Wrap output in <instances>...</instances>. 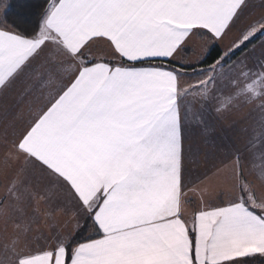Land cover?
Segmentation results:
<instances>
[{"label": "snow or ice", "instance_id": "snow-or-ice-1", "mask_svg": "<svg viewBox=\"0 0 264 264\" xmlns=\"http://www.w3.org/2000/svg\"><path fill=\"white\" fill-rule=\"evenodd\" d=\"M197 36L208 51L179 64ZM257 100L264 110V0L259 11L250 0H44L30 33L0 25V264L264 258V167L248 171L240 147L225 165L228 192L186 215L200 151L189 129L208 131L209 108L222 118ZM60 193L84 222L41 244L30 224L55 218Z\"/></svg>", "mask_w": 264, "mask_h": 264}, {"label": "rangeland", "instance_id": "rangeland-1", "mask_svg": "<svg viewBox=\"0 0 264 264\" xmlns=\"http://www.w3.org/2000/svg\"><path fill=\"white\" fill-rule=\"evenodd\" d=\"M251 4L255 11H259L260 1L252 2ZM259 41L260 39L258 42ZM207 45H209L207 42H204L201 47L196 45L193 56H191V61H186L182 64L188 66L202 59L208 49L206 47ZM256 55L260 56L259 51L256 52ZM192 75H194V73ZM206 115H211V119L208 121V131L205 133L203 128L193 129L192 131V141L199 145L200 151H198L192 158V162H188L190 183L194 184L198 182L199 179L203 178L208 172L217 167L219 168V171L217 176L213 178L210 184H208L207 191L202 192L200 189L203 185L200 184L194 187L193 191H188V206L192 209L199 205L202 196L203 198L214 202L217 198H223L221 194L227 193L229 190V169L227 171L224 170V167L221 169L222 165H220L219 162L205 163L203 160L204 152H209L208 158L214 159L216 157L218 160L221 159L224 161V159H226L229 161L228 158L233 154V145H235L236 147H240L248 157V171L258 174L260 169L264 167V110H262L259 101H255L252 104H245L238 110L228 114L226 117L218 118L211 108L208 109ZM215 118L219 120L220 124L219 128L216 129H214V124L216 123L214 120ZM3 127L4 124L0 129ZM211 174L209 176H211ZM2 195L3 188L1 186L0 196ZM52 206L58 207L60 210L51 222H46L45 218L37 215L30 224L32 229L31 235L34 238H40L41 244L46 243L43 237H47L51 231L55 230V232L64 235L76 230L77 218H79L81 224L84 222L77 210L63 193L56 196ZM186 215H191V212L186 210ZM5 240V234L0 231V244H3ZM255 259L260 258L257 257Z\"/></svg>", "mask_w": 264, "mask_h": 264}, {"label": "trees", "instance_id": "trees-1", "mask_svg": "<svg viewBox=\"0 0 264 264\" xmlns=\"http://www.w3.org/2000/svg\"><path fill=\"white\" fill-rule=\"evenodd\" d=\"M6 2L9 3L11 7L6 13L4 9L0 8V25L8 26L14 30L25 33H30L37 23L44 0H6ZM258 40L259 39H255L253 45H255ZM253 45H249L248 49H250ZM220 51L222 50L219 46L212 50V55L208 57V63H210ZM241 55L242 54H238V56L234 59L239 58ZM208 63L203 64V68L208 67ZM187 70L193 69L189 67ZM262 261H264V258L255 259L253 264H262Z\"/></svg>", "mask_w": 264, "mask_h": 264}, {"label": "crops", "instance_id": "crops-1", "mask_svg": "<svg viewBox=\"0 0 264 264\" xmlns=\"http://www.w3.org/2000/svg\"><path fill=\"white\" fill-rule=\"evenodd\" d=\"M258 1H260V0H250V3H252V2H258ZM204 42H207L208 43V41L207 40H205V39H202L201 37H199V36H197V37H194L193 38V40H192V42L189 44V46H188V50L186 51V52H184V53H182L181 54V57H178L177 58V61H178V63L179 64H182V63H184V62H186V61H191V59H192V57L191 56H193V52H194V49H195V46L196 45H199V47H201V45L204 43ZM209 44V43H208ZM259 44H260V41L259 42H257L254 46L256 47V48H258L259 47ZM227 45H228V41L226 40L223 44H218V46L220 47V49L221 50H225L226 48H227ZM253 46V47H254ZM207 48H209L210 47V45H207L206 46ZM252 47V48H253ZM206 48V49H207ZM252 48L249 50V51H251L252 50ZM208 51V49L206 50V52ZM242 57V55L239 57V58H241ZM238 58V59H239ZM259 59H260V56H258V55H255V56H251V57H249V60H248V63L250 64V65H256L258 62H259ZM193 62V61H192ZM197 63V62H196ZM196 63H194V64H196ZM207 68V67H206ZM259 69H257V71H258ZM195 71H200V68H196L195 69ZM194 73V71L193 70H187V75H189V76H192L193 77V79H195V75H192ZM258 101V100H257ZM10 111H11V109H10ZM215 120V124H216V126H215V124H214V129H216V128H219V126H220V124H219V120L217 119V118H215L214 119ZM3 124H5V120H4V114H3V110L2 109H0V127L1 126H3ZM192 131H193V129L192 128H190L189 129V134H190V139L192 140ZM208 152V151H207ZM208 154H209V152H208ZM201 157V156H200ZM204 160V159H203ZM208 160H210V161H208ZM190 162H192L193 161V159L191 158L190 160H189ZM204 162H205V160H204ZM220 163V165H222V167H221V169L224 167V170H228V168H226L225 167V165H228V164H230V160L228 161V160H226V159H224V161H222L221 159L220 160H218V159H216V157L214 158V159H212V158H208L207 157V161L205 162V163ZM217 169H219L218 167L217 168H215L214 170H211L210 172H208L206 175L207 176H209L211 173H213V171H217ZM199 182V183H198ZM198 182H196V183H194V184H191L192 185V189H194V187H196L197 185H199L200 184V179L198 180ZM1 187V186H0ZM193 191V190H192ZM189 206L187 205V208H186V210H188V212H192V208H188Z\"/></svg>", "mask_w": 264, "mask_h": 264}]
</instances>
